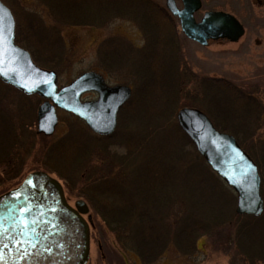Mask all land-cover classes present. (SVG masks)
Returning <instances> with one entry per match:
<instances>
[{
  "label": "trees",
  "instance_id": "16d2710c",
  "mask_svg": "<svg viewBox=\"0 0 264 264\" xmlns=\"http://www.w3.org/2000/svg\"><path fill=\"white\" fill-rule=\"evenodd\" d=\"M2 1L9 5L8 0ZM41 1L45 4V9L49 10L48 15L54 19V24L49 26L39 21L41 23L39 26L37 24L33 35L43 40L47 37L46 41H50L49 35H54L55 30L62 29L64 25L104 26L111 21L109 16L118 12L121 4L124 5V0L112 3L109 0L107 3L85 0L82 4H76L73 0ZM129 1L125 3L128 4ZM133 1L129 3L130 9L138 10V6L143 15L136 10L137 16L131 20L139 27L146 25V21L152 24L145 13L148 14L150 4H154L150 0ZM77 7L80 11H77ZM10 8L12 9V6ZM33 13L41 17L40 14L34 11ZM33 13H29V16H33ZM33 18L31 19L35 21L38 17ZM39 30L46 33L42 34ZM152 35L154 37L147 48L148 54L146 53L145 60L143 59V79L148 85L161 84L158 83L159 80L171 79L168 75L173 76L174 70H177L180 81L173 87L178 90L179 96L183 97L185 94L187 100V96L191 94L190 89L186 87L188 80L202 79L204 82L201 83L206 84L205 89L216 86L212 97L217 99V107L213 106V110L222 119L220 128L224 127V130L236 137L237 132L244 131L241 133L243 139L256 136V132L261 131V136H256L260 141L258 149L261 153L260 156L257 155L261 159L252 154L240 137H237V141L257 165L264 199V104L253 91H245L226 80L198 77L199 75L191 70L188 71L187 64L179 55V49L174 47L175 42L171 35L166 38L170 45L166 54L163 51L161 66L154 65L152 68L147 58L151 56L153 64L157 61V52L153 49L159 40L163 39L156 35L154 29ZM15 39H18V35ZM113 39L114 42L117 41L116 45L129 48V43L123 37ZM113 39L104 40L100 46L116 62L118 54L113 55L108 45ZM29 52L35 59V53L31 50ZM54 69L56 71L55 67ZM137 69L140 71V68ZM160 87L161 91H165L163 85ZM199 89L202 90V86ZM163 93L159 100L165 102ZM217 93L219 95H215ZM224 96L243 105L244 111L240 114L245 117L244 123L234 121L237 117L232 109L226 108L227 97L223 98ZM28 97L11 86L0 83V186L19 179L24 162V158L20 160L19 154L29 156L36 145V141L29 142V139L36 135L30 128L33 120L26 103ZM37 98L40 100L38 96ZM188 104L198 107L194 103ZM141 110L140 114L135 112L136 110L129 111L118 119V128L122 129L123 133L117 140H123V150L115 151L111 150L110 145L98 144L95 148V159L85 158L81 162L79 174V192L94 214L104 222L106 229L122 250L134 253L144 264L155 262L169 247L192 259L196 253L198 238L209 236L211 240L216 238L221 243L230 244L228 251L231 254V264H264V212L258 217L237 215L233 209V197H229L230 194L221 179L209 168L181 131L174 125L171 128L161 126L152 114L145 113V107ZM202 110L208 112L207 109ZM226 113L230 117H226ZM144 116L146 121L142 119ZM125 120H130L129 128ZM212 121L217 127L213 119ZM116 135L113 133L110 136H100V140L114 141ZM114 142L119 146V143ZM190 145L193 150L187 149ZM70 166L74 170L79 168L78 162Z\"/></svg>",
  "mask_w": 264,
  "mask_h": 264
},
{
  "label": "rangeland",
  "instance_id": "374dc122",
  "mask_svg": "<svg viewBox=\"0 0 264 264\" xmlns=\"http://www.w3.org/2000/svg\"><path fill=\"white\" fill-rule=\"evenodd\" d=\"M73 1H75L76 4H82L85 0ZM89 1L91 2V0ZM109 1L112 3L122 2L123 0ZM126 1L127 0H124V5L121 4L122 7L118 12L112 14L111 17L109 16L111 21L106 25H64L62 29H56L54 35H51L52 33L49 35L50 41H46L47 37L43 40L37 39L33 35V31L37 27V24L38 26L41 22L47 23L49 26L50 24H54V19L49 17V10L47 11V9H45V4L41 0H8L9 5L3 1L9 8L12 6L10 10L15 18V36L18 35V39H15V42L28 52L31 50L35 53L36 58L32 59L38 66L53 70H55V67L59 85L68 83L81 72L95 70L101 73L110 85L124 84L129 86L131 95L120 108L117 114V124L113 131L115 135L117 132L114 141L119 143V146L116 145L113 139L100 140V136L96 135L81 119L61 109H57L58 121L54 132L50 136L38 133L36 129L37 108L42 101L41 99L39 100L35 94L29 95L26 103L32 113L33 121L31 122L30 128L32 133L36 135L32 136L29 142L36 141V145L29 156L25 157L24 154H19L20 160L24 158L21 175L18 180H13L1 185L0 194L17 186L29 172L44 171L61 184L65 199L70 206H74V202L77 199L85 200L78 190L81 162L85 158H89L90 160L95 159V148L98 144L110 145L111 150L122 151L123 149L121 146L123 145V140H117L123 133V130L118 128V119L128 114L127 112L129 111L136 110L135 112H139L140 114L143 107L147 109L145 113L152 114L154 120H157L161 126L163 125L167 128H171V126L174 125L195 148L190 139L180 129L176 120V113L180 108L195 107L188 104L194 103L198 106L197 108L200 107L199 109L201 110L207 109L206 111H208L207 113L210 115V118L218 125L217 127L214 125L217 130L234 136L236 140H238L237 137H240L242 143L247 145L246 147L252 151V154L260 158L259 156L261 153L258 149L260 141L257 138L261 136V131L256 132L258 137H256L257 135H253L243 139V136H241L243 134L241 133H244V131L237 132L239 136L237 135L236 137L229 133V131L224 130V127L220 128L219 123L222 122V119H220V117L215 114L216 111L213 110V106L217 107V99L212 97V94H214L213 90H215L216 86L208 87L209 90H207L205 89L206 84L201 83L204 82V80L199 78H194L193 81L188 80L189 83L186 87L190 89V93L193 95L191 99V94L188 95L187 97H189V99L186 100L185 94L183 97L179 96L178 90L176 91V88H174L177 85V81H180V75L177 70H174L173 76L168 75L171 79L159 80L158 83L161 84L148 85V83H146L145 79H143L145 78L143 75V68L145 66L144 56L148 52L147 48H149L151 39L154 37L152 35L153 29L156 35H160L163 39L159 40L156 48L153 49L157 52V61L153 64L151 62H154V60L151 56L147 58L152 68L154 65L161 66L160 63L163 61L161 56L167 53V49L170 45V41L166 38L168 35L174 33V27H177L179 32H181L180 26L178 21H176L177 24L174 23L172 19L169 21L168 17L156 10L155 5L150 4V11L148 14L145 13V15L149 17L147 19L151 20L153 25L146 21V25L143 24L139 27L131 20L137 16V9H130L129 3H133L134 1L130 0L128 4L125 3ZM95 2L98 3V0ZM100 3H107V0H100ZM229 6L238 11V17L246 28L244 35L236 43L215 44L207 48L194 46L190 40L186 39V41H183L182 53L183 58L187 62V70H192L196 75L199 74L198 77H224L234 82L245 91H253L254 95L264 104V35L261 34L257 36L255 33L254 21L251 18L252 11L246 3L242 7L239 5ZM74 8L76 9V7ZM136 8H138L137 11L140 13L139 7L137 6ZM33 11L40 14L41 17L33 13ZM77 11H80L78 7ZM29 13H33L34 15H31V17ZM85 14L83 16H85ZM142 15L143 14H141V16ZM33 17H38L39 19H34ZM113 17L117 18L113 19ZM31 18L38 22L35 23ZM154 21L156 22L155 25ZM263 29L264 27H262V31ZM40 33L45 34L46 32L43 30ZM118 36L123 37L125 41L129 43V48L115 44L117 41L114 42L113 37L115 38ZM257 37H260L261 40H258ZM108 38L111 40L113 39V42L108 45H110L109 49L111 48V53L113 55L118 54V61L116 62L112 60V57H110L106 50L103 51L101 49L100 45ZM125 41L122 42L125 43ZM108 42L109 41H107V43ZM140 56L142 58H140ZM49 65L54 67L51 68ZM164 66L166 65L164 64ZM137 68H140V71ZM167 68H170V66H167ZM169 72L170 71H167V73ZM0 83L8 86V84L3 83L1 80ZM160 85L164 86L165 91H161ZM167 86L169 89L166 88ZM201 86L204 90L199 89ZM172 87L174 89H172ZM11 88L26 96V94L18 89L12 86ZM162 93L165 96V102L159 100ZM215 95H219V93ZM96 97L97 95L94 92H88L82 95V99H94ZM225 97L227 96L223 98ZM144 101L145 103H143ZM226 102L227 103L224 102L227 105L226 108L232 109L231 111L237 117V120L234 121L244 123L245 117H241L242 114H240L244 111L243 105L232 101L229 97H227ZM169 114L171 117H169ZM227 115L230 117L229 114L226 113V117ZM244 115H246V113H244ZM142 119L145 120L146 116ZM142 119L140 122H142ZM126 122L129 128L131 122L130 120ZM170 131L172 130H169V132ZM191 145L189 147L187 146V149H192ZM199 156L202 158L200 154ZM77 162L79 168L76 170L71 169L70 165H74ZM217 177L221 179L219 176ZM221 183L225 185L224 187L230 194L229 197H233V209L235 211L236 193L222 179ZM261 197L263 199L262 194ZM85 202L87 203L86 200ZM87 205L89 208L87 214L91 215L89 221L90 248L87 264H144L134 253L122 250L113 235L106 229L104 222H102L99 216L94 214L88 203ZM263 212L264 209L262 213ZM84 217L86 218V214ZM209 239V236L198 238L196 244L197 249L195 250L196 253L193 255L192 259L180 255L174 248L169 247L160 258L151 264H231V254H229L228 251L230 244L221 243L219 240H216V238H212V240Z\"/></svg>",
  "mask_w": 264,
  "mask_h": 264
},
{
  "label": "water",
  "instance_id": "95a60500",
  "mask_svg": "<svg viewBox=\"0 0 264 264\" xmlns=\"http://www.w3.org/2000/svg\"><path fill=\"white\" fill-rule=\"evenodd\" d=\"M189 3L183 0L184 6L178 10L173 0H166L167 9L179 18L187 38L205 45L207 38L236 41L243 34L241 24L230 14L223 13V19L209 12L195 23ZM0 52V80L26 95L44 99L37 108L38 133L50 136L54 132L57 108L82 119L98 135L113 133L117 114L130 98V87L107 85L101 74L89 70L58 88L56 72L38 66L29 52L15 43V19L2 0ZM89 91L96 92L97 98L82 101L80 96ZM176 120L211 170L236 193V213L259 216L264 209L259 172L235 137L217 130L195 107L180 108ZM88 209L83 199L70 206L61 184L44 171L29 172L17 186L0 194V264H87Z\"/></svg>",
  "mask_w": 264,
  "mask_h": 264
},
{
  "label": "flooded vegetation",
  "instance_id": "af4514ba",
  "mask_svg": "<svg viewBox=\"0 0 264 264\" xmlns=\"http://www.w3.org/2000/svg\"><path fill=\"white\" fill-rule=\"evenodd\" d=\"M150 1L152 2V4L155 5V8L158 12L163 13L164 16L172 19L174 21V23H176V21H178V24H179L178 17L176 15H173L167 9L166 0H150ZM173 1H174V4L178 10L183 8V6H184L183 0H173ZM245 3L248 5V7L252 11L251 12L252 13L251 18L254 21L253 25L255 27V31H256L255 33L257 34V36H259L261 34L264 35V29L262 31V27H264V0H190L189 6L194 9L192 12V18H193L195 23L201 22V20L206 15V13H209V12H216V13L220 14V18H223V19H224L223 13L224 14H230L234 18H236L237 21L241 24V26L243 28V34L236 41H230L226 37H223V38L219 37L216 39L207 38L205 45H203L194 39L187 38L184 35V33L179 32L177 27H174L173 28L174 33H172L171 36H173V41L175 42L174 47L176 49H179V55L181 56V59L187 64V62L183 58V53H182L183 41H186V39L190 40L194 46H200L203 48H207V47H209L211 45H215V44L218 45V44H228V43L238 42L240 40V38L244 35L246 28L238 17V11L235 10V8L230 7L229 5H239L242 7ZM218 24L222 25L223 23H222V21H220ZM257 38H258V40H261L260 37H257ZM191 72L194 73L192 70H191ZM194 74H196V73H194ZM203 77L226 80V81H229L230 83L234 84L235 86H237L234 82H232L228 79H225L224 77H212V76H203Z\"/></svg>",
  "mask_w": 264,
  "mask_h": 264
},
{
  "label": "snow or ice",
  "instance_id": "6c2138e0",
  "mask_svg": "<svg viewBox=\"0 0 264 264\" xmlns=\"http://www.w3.org/2000/svg\"><path fill=\"white\" fill-rule=\"evenodd\" d=\"M0 55H2V52H0ZM21 223H23V221H21ZM21 231H23V230H21ZM33 231H34V229H33ZM17 243H23V241H17ZM5 247H7V245H5Z\"/></svg>",
  "mask_w": 264,
  "mask_h": 264
}]
</instances>
